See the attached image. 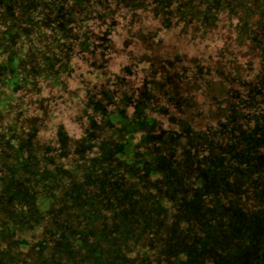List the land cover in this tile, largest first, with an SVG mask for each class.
Masks as SVG:
<instances>
[{"label": "trees", "instance_id": "trees-1", "mask_svg": "<svg viewBox=\"0 0 264 264\" xmlns=\"http://www.w3.org/2000/svg\"><path fill=\"white\" fill-rule=\"evenodd\" d=\"M41 87L68 88L129 165H158L153 137H175L178 196L208 215L201 259L226 240L230 264H264V0H0V114Z\"/></svg>", "mask_w": 264, "mask_h": 264}, {"label": "rangeland", "instance_id": "rangeland-1", "mask_svg": "<svg viewBox=\"0 0 264 264\" xmlns=\"http://www.w3.org/2000/svg\"><path fill=\"white\" fill-rule=\"evenodd\" d=\"M41 89V95L16 93L0 114V264H214L217 256L230 264L229 256L235 259L240 248L226 240L219 252L210 247L215 257H200L208 215L190 217L183 202L190 204L191 193L178 196L175 137H153L148 152L155 151L158 165H129L117 158L119 148L102 136L100 124H89L85 113L74 111L76 103L64 106L68 88ZM57 132L67 136L60 133L66 147ZM87 135L104 139L91 145ZM163 140L174 148L163 150ZM155 167L162 171L151 176ZM245 192L254 198L249 208L255 207L260 190Z\"/></svg>", "mask_w": 264, "mask_h": 264}]
</instances>
